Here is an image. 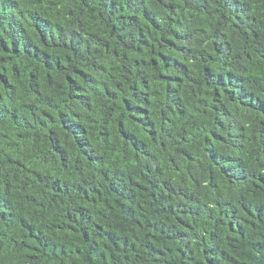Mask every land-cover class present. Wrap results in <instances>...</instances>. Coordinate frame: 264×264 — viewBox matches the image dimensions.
<instances>
[{"label": "trees", "instance_id": "obj_1", "mask_svg": "<svg viewBox=\"0 0 264 264\" xmlns=\"http://www.w3.org/2000/svg\"><path fill=\"white\" fill-rule=\"evenodd\" d=\"M0 264H264V0H0Z\"/></svg>", "mask_w": 264, "mask_h": 264}]
</instances>
